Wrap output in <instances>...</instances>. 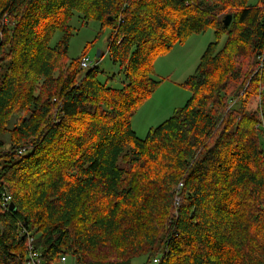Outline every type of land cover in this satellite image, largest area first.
I'll return each instance as SVG.
<instances>
[{
    "label": "trees",
    "instance_id": "16d2710c",
    "mask_svg": "<svg viewBox=\"0 0 264 264\" xmlns=\"http://www.w3.org/2000/svg\"><path fill=\"white\" fill-rule=\"evenodd\" d=\"M249 1L0 0V264H28L29 233L40 264H264V0ZM75 12L113 30L118 74L69 61ZM210 29L191 97L138 139L154 60Z\"/></svg>",
    "mask_w": 264,
    "mask_h": 264
},
{
    "label": "rangeland",
    "instance_id": "374dc122",
    "mask_svg": "<svg viewBox=\"0 0 264 264\" xmlns=\"http://www.w3.org/2000/svg\"><path fill=\"white\" fill-rule=\"evenodd\" d=\"M255 2L256 0H250L249 4L253 5ZM69 27L72 37L67 57L70 62L76 61L82 56L88 57L105 72V75L101 78L102 81L104 78L106 79L120 72L119 68L113 65L108 56L109 41L113 34L111 28H102L101 24L94 20L87 21L77 12L73 13ZM62 38V31L56 32L51 46H57ZM215 40L214 31L210 29L202 34L190 36L183 43L175 44L168 53L154 60L153 77L159 82V85L148 99L137 106L131 120L132 131L138 139H146L151 129L158 127L170 119L178 109L184 107L191 97L190 91L185 88V82L195 73L209 44L215 42ZM224 41L223 39L222 43ZM98 53L102 55L99 58H97ZM259 64H261V57ZM262 67V64L259 65L256 73L260 72ZM111 86L119 88L120 83L114 81ZM261 90L264 91V87L260 88V92H262ZM258 102H260V104L257 103L260 114L261 97H259ZM263 120L264 118L260 114L256 129ZM15 125V120H12L8 129L9 134L15 128ZM9 138V135L6 136L7 143ZM66 264H72V260L68 258ZM132 264L157 263H148L146 258H139L134 260Z\"/></svg>",
    "mask_w": 264,
    "mask_h": 264
},
{
    "label": "built area",
    "instance_id": "2783aa9c",
    "mask_svg": "<svg viewBox=\"0 0 264 264\" xmlns=\"http://www.w3.org/2000/svg\"><path fill=\"white\" fill-rule=\"evenodd\" d=\"M97 66L96 63L91 61L88 57L82 59L81 61V68L83 70H88V69H93ZM261 117L264 118V109L261 110ZM259 130L262 132V143H263V151H264V120L263 122L258 125L257 127ZM182 186V185H180ZM6 202L8 203V206L10 207V202H11V197L6 196ZM180 200L177 198L176 199V204L178 205ZM28 237V255H27V261L28 264H40V253L39 250L35 246V239L29 234H27ZM66 257L62 258V262H66ZM159 259L154 260V263H158Z\"/></svg>",
    "mask_w": 264,
    "mask_h": 264
},
{
    "label": "water",
    "instance_id": "95a60500",
    "mask_svg": "<svg viewBox=\"0 0 264 264\" xmlns=\"http://www.w3.org/2000/svg\"><path fill=\"white\" fill-rule=\"evenodd\" d=\"M231 22H232V15L226 16L225 19H224V25H225V27H229L230 24H231ZM100 56H101V54L98 53L97 58H99ZM10 210H15L14 204H11L10 205Z\"/></svg>",
    "mask_w": 264,
    "mask_h": 264
}]
</instances>
